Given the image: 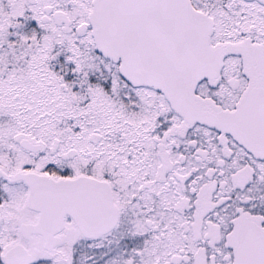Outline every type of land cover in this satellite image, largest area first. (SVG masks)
Wrapping results in <instances>:
<instances>
[{"label":"snow or ice","instance_id":"obj_1","mask_svg":"<svg viewBox=\"0 0 264 264\" xmlns=\"http://www.w3.org/2000/svg\"><path fill=\"white\" fill-rule=\"evenodd\" d=\"M0 264H264V0H0Z\"/></svg>","mask_w":264,"mask_h":264}]
</instances>
